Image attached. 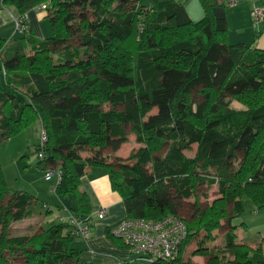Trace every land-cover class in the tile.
<instances>
[{
  "label": "trees",
  "instance_id": "1",
  "mask_svg": "<svg viewBox=\"0 0 264 264\" xmlns=\"http://www.w3.org/2000/svg\"><path fill=\"white\" fill-rule=\"evenodd\" d=\"M199 1L204 16L194 21L176 0H3L21 20L46 4L52 34H28L27 19L23 39L0 38V144L39 122L46 140L32 152H43L44 173H61L55 192L74 199L77 218L91 215L81 190L89 166L107 169L128 218L180 217L194 197L178 257L153 264H190L187 246L201 233L215 239L225 224L221 249L201 241L192 254L207 264H262L232 221L244 199L264 209V50L231 43L227 5ZM157 104L167 113L150 116ZM127 129L140 146L122 159ZM201 184L219 187L204 206ZM36 200L6 186L0 163V264H86L71 223L17 233Z\"/></svg>",
  "mask_w": 264,
  "mask_h": 264
},
{
  "label": "crops",
  "instance_id": "2",
  "mask_svg": "<svg viewBox=\"0 0 264 264\" xmlns=\"http://www.w3.org/2000/svg\"><path fill=\"white\" fill-rule=\"evenodd\" d=\"M176 1L186 5L188 14L192 20L198 21L203 18L204 10L199 0ZM220 1L227 5L228 37L230 42L234 44H250L252 47L264 50V17L257 24L254 23L252 17V11L255 7L264 9V0ZM2 2L3 0H0V38L5 40L23 39L25 34L18 31L16 27V18L19 16L18 10L13 6H4ZM141 2L143 5L149 6L151 0H141ZM46 15L47 11L38 7L28 12L29 31L32 30L34 33H37L38 29L40 32L43 30L45 36L42 37V39L52 34L51 26L47 24L48 19ZM19 33L21 34V39L18 36ZM36 124H38L40 137L42 127L39 122ZM122 150L123 146L117 152V155L125 157L122 154ZM81 190L86 192L90 199L91 229L87 238L77 237L72 246L82 251L81 258L86 264H133L134 256L130 249L126 247L122 241L111 238V228L128 218V214L122 197L112 187L107 169L104 167H87L81 179ZM218 196L219 191L217 189L210 197V201ZM61 197L63 196H58L59 202L56 203L57 211L53 209V207L46 205L45 213L40 214L39 217H36L34 213L33 219L38 220V225L41 224L43 227L47 228L57 223H71V217L74 214L70 209L75 204L74 199L71 196H67L66 198H69V203L65 206L62 205ZM249 201L248 199H244L245 207L247 204H250V209L247 207L246 211L249 210V212H251L252 209H254V212H258L260 209L252 202L248 203ZM102 209L106 210V214L103 218H99L97 214ZM261 219L264 222L263 214ZM232 224L236 227L235 231L238 236V241L249 244L252 251L257 250L258 246L262 245V254L264 256V230L259 232L258 238L253 236L255 239H248L243 235L244 230H248L249 227L246 222L239 224V220L236 218L232 221ZM228 229L229 227L227 224H225L223 228L218 229L216 232L219 236L218 239H223ZM220 230H222V234ZM207 261L208 259H205L201 261V263L207 264ZM259 262L264 264V260Z\"/></svg>",
  "mask_w": 264,
  "mask_h": 264
},
{
  "label": "rangeland",
  "instance_id": "3",
  "mask_svg": "<svg viewBox=\"0 0 264 264\" xmlns=\"http://www.w3.org/2000/svg\"><path fill=\"white\" fill-rule=\"evenodd\" d=\"M49 25V21L47 22ZM37 33L34 31H29L28 34L34 35L36 37H44L45 33L37 30ZM18 36L21 39V34L19 33ZM163 103V102H159ZM232 107L236 109H244L245 106L237 101L232 100ZM167 113V110L162 109L157 104L150 111L149 115H155L157 113ZM130 134L129 140L123 145L122 154L125 157L119 156L122 159H127L130 154L135 150H138L139 144L136 141V137L134 134L131 133L130 130L127 129ZM42 135V132L40 133ZM39 143V128L38 124H33L27 130L23 131L21 134L13 137L11 140L3 141L0 144V163L4 171L5 182L6 186L12 191H23L29 194L34 195L37 200L33 204V210L36 217H39L40 214L45 213L46 205L53 207L56 209V203L59 202L58 196L55 192V188L57 185V177L53 176L50 179H47L44 170L39 167V158L37 153L32 152V147ZM196 148V146H194ZM109 152V150H107ZM195 152H189V156H194ZM219 191L218 184H214L212 186H207L206 184H201L198 186L195 197L197 201L201 205H205L210 202V197L214 193L215 190ZM195 198L193 197L191 200H185L181 210V218L189 219L193 215L194 207L193 201ZM213 199H211L212 201ZM249 201V200H248ZM62 205L69 203V198L61 197ZM60 202V203H61ZM248 203H251L249 201ZM68 205V204H67ZM250 209V204L246 205ZM253 207V206H252ZM262 214L264 215V209L258 210V212H254L252 209L251 212L247 210L245 214H243L239 220V224L242 222H246L249 225L248 230H244L243 235L248 239H255L258 238L259 232L264 230V222L261 219ZM38 220L32 218H28L24 221H21L14 225L15 230L17 233H26L28 227H34L37 225ZM185 222V221H184ZM221 234L223 233L220 230ZM217 232V231H216ZM253 236L255 238H253ZM205 233H201L192 243H190L185 252L184 257L185 259H191L193 264H202L201 261L208 259L207 256L202 255H193L192 251L198 247V244L202 241L205 246L213 247L217 246L216 251L221 249L222 247V240L218 239L219 236L216 233L215 239H205ZM207 257V258H206ZM249 258L253 262H259L264 260V256L262 251L253 250ZM192 262L190 264H192ZM133 264H144L138 261H134Z\"/></svg>",
  "mask_w": 264,
  "mask_h": 264
},
{
  "label": "built area",
  "instance_id": "4",
  "mask_svg": "<svg viewBox=\"0 0 264 264\" xmlns=\"http://www.w3.org/2000/svg\"><path fill=\"white\" fill-rule=\"evenodd\" d=\"M40 9H47L44 4ZM254 23H259L264 17V9L255 7L252 11ZM28 15L16 18L17 30L26 33L29 30L27 23ZM25 20V23H23ZM46 140L42 132L41 144ZM43 152L38 153V158L43 159ZM45 176L50 179L56 176L58 181L61 173L55 169L45 170ZM106 210L102 209L97 216L103 218ZM90 219L71 217V224L74 226L73 234L79 237L87 238L90 233ZM112 237L120 239L123 244L130 249L134 256V261L144 264H153L156 261L169 262L178 257L180 246L186 237L187 229L184 220L179 216H167L158 220L132 219L126 218L110 230Z\"/></svg>",
  "mask_w": 264,
  "mask_h": 264
}]
</instances>
